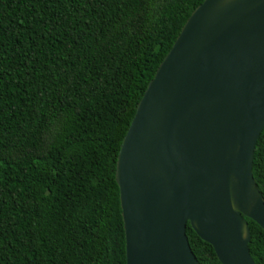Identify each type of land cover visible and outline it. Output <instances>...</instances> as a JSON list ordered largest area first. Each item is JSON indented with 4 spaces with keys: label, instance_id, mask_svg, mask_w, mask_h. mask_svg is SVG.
<instances>
[{
    "label": "trees",
    "instance_id": "obj_1",
    "mask_svg": "<svg viewBox=\"0 0 264 264\" xmlns=\"http://www.w3.org/2000/svg\"><path fill=\"white\" fill-rule=\"evenodd\" d=\"M202 0H0V264H125L117 151ZM251 175L264 202V126ZM247 224L264 264V233ZM198 264H220L185 224Z\"/></svg>",
    "mask_w": 264,
    "mask_h": 264
},
{
    "label": "water",
    "instance_id": "obj_2",
    "mask_svg": "<svg viewBox=\"0 0 264 264\" xmlns=\"http://www.w3.org/2000/svg\"><path fill=\"white\" fill-rule=\"evenodd\" d=\"M264 126V0H202L136 104L117 151L125 264H198L185 224L220 264H254L264 233L251 175Z\"/></svg>",
    "mask_w": 264,
    "mask_h": 264
}]
</instances>
